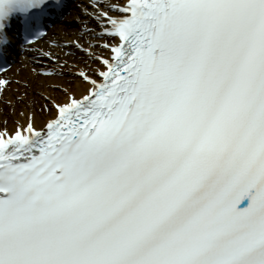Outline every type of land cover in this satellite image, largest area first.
Wrapping results in <instances>:
<instances>
[{"label": "snow or ice", "instance_id": "obj_1", "mask_svg": "<svg viewBox=\"0 0 264 264\" xmlns=\"http://www.w3.org/2000/svg\"><path fill=\"white\" fill-rule=\"evenodd\" d=\"M63 7L0 0V53ZM88 7L84 91L0 125V264H264V0Z\"/></svg>", "mask_w": 264, "mask_h": 264}, {"label": "bare ground", "instance_id": "obj_2", "mask_svg": "<svg viewBox=\"0 0 264 264\" xmlns=\"http://www.w3.org/2000/svg\"><path fill=\"white\" fill-rule=\"evenodd\" d=\"M92 1L85 0L86 11H91L88 7ZM85 19V18H84ZM72 22L73 28H65L59 34L55 35L52 39L58 41L63 48H51L44 46L34 52V55L42 54L44 52H53L59 56L62 60H66L68 65H79L83 67L80 56L72 57L66 55V51H70L73 42L80 39L81 31H83L82 22ZM80 29V31H78ZM88 63H91L90 61ZM52 65L41 59H27L23 65L17 67L11 73L8 74L7 87L3 92H0V125H3L7 121V127L12 129L16 121L23 122L26 117L19 115L20 112L31 111L35 115L37 124H43L51 115V113L45 112L43 106L46 104L45 97L51 100H63L64 90H71L77 94H80L86 88V84L82 82L72 72H75V68L65 67L62 75H53L51 77H44L39 75V71L51 68ZM23 97L24 102H20V98Z\"/></svg>", "mask_w": 264, "mask_h": 264}]
</instances>
